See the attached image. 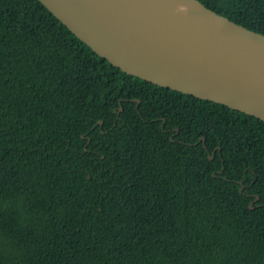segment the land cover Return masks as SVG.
<instances>
[{"label": "trees", "instance_id": "obj_1", "mask_svg": "<svg viewBox=\"0 0 264 264\" xmlns=\"http://www.w3.org/2000/svg\"><path fill=\"white\" fill-rule=\"evenodd\" d=\"M199 1L264 34V0ZM0 264H264V121L0 0Z\"/></svg>", "mask_w": 264, "mask_h": 264}, {"label": "water", "instance_id": "obj_2", "mask_svg": "<svg viewBox=\"0 0 264 264\" xmlns=\"http://www.w3.org/2000/svg\"><path fill=\"white\" fill-rule=\"evenodd\" d=\"M39 1L92 51L123 72L264 121V34L199 0L188 1L234 39L191 22V14L174 0Z\"/></svg>", "mask_w": 264, "mask_h": 264}, {"label": "bare ground", "instance_id": "obj_3", "mask_svg": "<svg viewBox=\"0 0 264 264\" xmlns=\"http://www.w3.org/2000/svg\"><path fill=\"white\" fill-rule=\"evenodd\" d=\"M159 3H166L165 0H155ZM175 2H178L181 6H179L180 9H182L185 12H188L190 21L193 23H196L200 25L201 27L209 30L214 35H219L226 37L228 39H234L230 33L223 31L218 26L214 25L212 22H210L208 19H206L199 11L195 9V7L188 1V0H174ZM168 4H171V2H167ZM196 14V15H192Z\"/></svg>", "mask_w": 264, "mask_h": 264}]
</instances>
